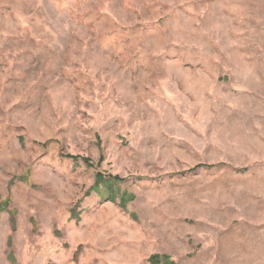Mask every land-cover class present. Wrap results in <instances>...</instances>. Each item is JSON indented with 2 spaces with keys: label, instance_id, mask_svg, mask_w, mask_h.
<instances>
[{
  "label": "rangeland",
  "instance_id": "374dc122",
  "mask_svg": "<svg viewBox=\"0 0 264 264\" xmlns=\"http://www.w3.org/2000/svg\"><path fill=\"white\" fill-rule=\"evenodd\" d=\"M0 264H264V0H0Z\"/></svg>",
  "mask_w": 264,
  "mask_h": 264
}]
</instances>
